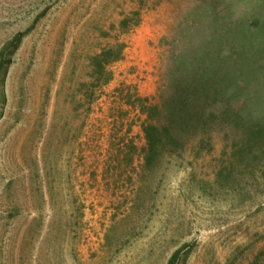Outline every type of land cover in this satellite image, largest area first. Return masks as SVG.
Listing matches in <instances>:
<instances>
[{
    "label": "rangeland",
    "instance_id": "rangeland-1",
    "mask_svg": "<svg viewBox=\"0 0 264 264\" xmlns=\"http://www.w3.org/2000/svg\"><path fill=\"white\" fill-rule=\"evenodd\" d=\"M0 61V264H264V0H0Z\"/></svg>",
    "mask_w": 264,
    "mask_h": 264
},
{
    "label": "trees",
    "instance_id": "trees-1",
    "mask_svg": "<svg viewBox=\"0 0 264 264\" xmlns=\"http://www.w3.org/2000/svg\"><path fill=\"white\" fill-rule=\"evenodd\" d=\"M138 11H134L133 15H138ZM132 19V16L130 17ZM137 22V19L135 20V23ZM128 23V18H123L120 24L122 26H126ZM25 32H20L18 34H15L11 41L10 45L15 48L21 37L23 36ZM123 49V44H118L115 46H108L104 47L100 50V52L94 56V65L99 67L100 69V79H102L101 82H107L108 80V72L106 71V65L110 63L113 60H116L120 58L121 53ZM2 66V62L0 61V67ZM106 71V72H105ZM186 106V105H185ZM187 107V106H186ZM142 111H146L148 114V118L150 119H156L158 118V121L155 122H146L142 125V130L144 133L145 141H146V148H145V154H144V160L146 165H151L158 154H160L161 147L163 146L164 143H166L167 140L172 141L174 138L173 132L170 129V126L167 124L161 123L162 121L159 120V115H162L163 109L159 108L155 105H150V106H141ZM177 111H172L170 112V116H175ZM210 113H205L204 110H201L199 112H196L195 114H185L179 116L177 124H179V128L181 127H186V126H194L193 122L194 119L197 120V118L201 119H206L208 117H211L209 115ZM167 116V115H165ZM192 118V119H191ZM175 121V120H174ZM256 132H260L262 134L263 131H260V129ZM185 246H189L187 244H183L181 247L177 248L170 256L168 259L167 264H176L177 261L179 260V257L181 255V251ZM188 251L184 253V258L187 254Z\"/></svg>",
    "mask_w": 264,
    "mask_h": 264
}]
</instances>
